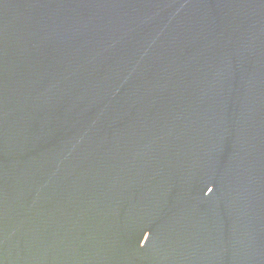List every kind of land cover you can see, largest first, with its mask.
Returning a JSON list of instances; mask_svg holds the SVG:
<instances>
[{"label":"water","instance_id":"water-1","mask_svg":"<svg viewBox=\"0 0 264 264\" xmlns=\"http://www.w3.org/2000/svg\"><path fill=\"white\" fill-rule=\"evenodd\" d=\"M0 264H264V0H0Z\"/></svg>","mask_w":264,"mask_h":264}]
</instances>
